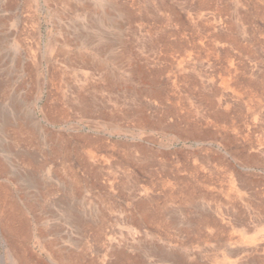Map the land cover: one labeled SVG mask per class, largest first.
Masks as SVG:
<instances>
[{
    "label": "rangeland",
    "instance_id": "obj_1",
    "mask_svg": "<svg viewBox=\"0 0 264 264\" xmlns=\"http://www.w3.org/2000/svg\"><path fill=\"white\" fill-rule=\"evenodd\" d=\"M0 264H264V0H0Z\"/></svg>",
    "mask_w": 264,
    "mask_h": 264
}]
</instances>
